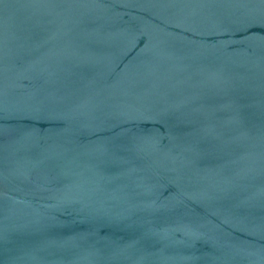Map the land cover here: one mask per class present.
I'll return each mask as SVG.
<instances>
[{
  "label": "water",
  "instance_id": "95a60500",
  "mask_svg": "<svg viewBox=\"0 0 264 264\" xmlns=\"http://www.w3.org/2000/svg\"><path fill=\"white\" fill-rule=\"evenodd\" d=\"M0 264H264V0H0Z\"/></svg>",
  "mask_w": 264,
  "mask_h": 264
}]
</instances>
